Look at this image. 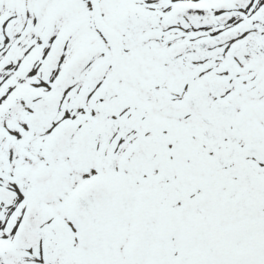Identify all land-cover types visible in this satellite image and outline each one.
<instances>
[{
	"label": "snow or ice",
	"instance_id": "obj_1",
	"mask_svg": "<svg viewBox=\"0 0 264 264\" xmlns=\"http://www.w3.org/2000/svg\"><path fill=\"white\" fill-rule=\"evenodd\" d=\"M0 264H264V0H0Z\"/></svg>",
	"mask_w": 264,
	"mask_h": 264
}]
</instances>
